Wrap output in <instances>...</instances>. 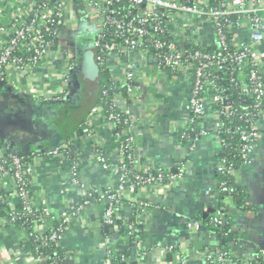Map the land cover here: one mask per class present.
<instances>
[{
    "label": "built area",
    "instance_id": "obj_1",
    "mask_svg": "<svg viewBox=\"0 0 264 264\" xmlns=\"http://www.w3.org/2000/svg\"><path fill=\"white\" fill-rule=\"evenodd\" d=\"M26 2L28 10L25 15L16 14L10 25L0 27L1 31L8 33L7 40L0 47L1 79H8L11 72H24L51 64L56 73V86L53 91L38 97L46 103L62 102L80 88L78 50L81 38L87 37L94 42L98 66L110 67L111 77L117 84L112 87L111 111L106 109L109 91L104 90V97L87 116L83 125L86 131L81 136L90 140L91 154L107 173V178L115 181L113 186H87L83 182L85 180L78 168V148V160L73 162L71 158L69 145L78 147L75 139L45 153H33L28 158L17 150H10L11 145H0V211L5 210L4 216L14 225H17L19 217L37 216L26 239L34 235L46 241L44 235L50 232L49 239L56 243L58 251L71 218L92 202H105L104 224L112 225L116 223L124 201L135 202L138 210L154 206L144 199L132 200L139 189L173 184L186 174V160L166 169L160 165H148L135 151L132 132L136 117L130 104L127 107L121 104L141 100V63L147 64L149 56L156 57L163 73L173 78L186 74L189 80V93L186 95L188 122L183 136H188V132L209 135L206 121L213 115L217 121L214 131L220 143L228 146L221 139L225 128L235 130L242 139L245 166L251 163L250 154L259 144L264 122V0ZM206 25L213 28V39L209 45H204L201 40L202 29ZM54 55L59 57L57 62ZM51 57H54L53 61ZM226 79L228 84H223L222 80ZM121 87H126L125 95L120 91ZM235 88L239 89V94L250 97L251 102L238 107L232 99ZM235 116L245 123L244 127L228 123ZM103 124L107 136L102 132ZM121 125L123 130L120 132L118 127ZM30 137L22 142L34 143ZM112 140L118 143L114 150L108 146ZM194 146L192 143L191 147ZM37 157L66 160L70 181L82 190L79 199H74L58 214L51 215L48 226L42 228L38 222L43 215H48V210L37 206L32 195L34 160ZM217 168L225 175L235 171L233 164L224 166L218 162ZM20 203L23 210L19 209ZM220 216L218 214L213 220L215 224L222 223ZM132 217L137 219L138 215L134 213ZM136 225L137 220L129 225L131 231H138ZM192 227L199 230L202 222L194 219ZM261 253L264 255V251ZM31 254L34 264H53L47 262L43 253ZM109 254L108 241L104 264H112ZM262 255L259 254L260 257ZM239 256L238 251L226 249L218 254L206 252L203 259L204 264H251L250 259ZM183 260L184 263L187 259Z\"/></svg>",
    "mask_w": 264,
    "mask_h": 264
},
{
    "label": "crops",
    "instance_id": "obj_2",
    "mask_svg": "<svg viewBox=\"0 0 264 264\" xmlns=\"http://www.w3.org/2000/svg\"><path fill=\"white\" fill-rule=\"evenodd\" d=\"M26 6V0H0V27L10 25L16 14L25 15ZM202 33V43L209 45L213 39L212 26L206 25ZM7 36V32L0 30V47ZM82 39L79 48L84 50ZM54 57H51L52 61ZM141 64V100L121 104L123 107L130 104L136 117L132 132L136 154L150 166L170 169L186 160L187 168L186 174L177 182L143 187L132 196V200L144 199L158 208L144 206L138 210L135 202H123L116 219L123 221L134 213L138 215L140 234L133 251L135 257L138 251L145 252L143 258L135 259L132 264H204L205 253H219L225 246V238L203 222L201 229L195 230L192 222L201 214L203 218L220 214L223 223V217H227L230 249L238 251L242 259L258 258L257 255L264 251V122L259 144L250 154L251 163L235 176L236 182L246 190L251 205V208H240L230 197L222 199L217 193L220 141L214 131L217 123L214 116L210 115L206 121L209 135L194 133L193 140L186 145L181 142L180 132L188 122L186 95L190 83L186 74L173 78L163 73L158 60L152 56L147 64L144 61ZM55 74L50 64L11 72L6 80L0 78V139L15 144L28 140V136L35 142L52 139L53 126L47 124V116L62 104L46 103L38 96L53 91ZM72 110L74 108L68 114ZM101 126L104 132L105 125ZM81 128L84 133L83 125ZM45 131H48L46 135ZM104 134L107 136L106 130ZM82 135L75 131L70 139H75L78 146V168L83 182L87 186H113L115 181L107 178V173L99 167L91 154L90 140L82 139ZM192 143L194 147H191ZM34 161L32 195L37 206L48 210V215H43L38 222L42 228L48 226L51 215L79 199L82 190L70 181L66 160L37 157ZM104 217L105 202L95 201L71 218L58 246V251L66 257V264H104L108 241L122 239L121 227L117 225L112 227L111 235H106L108 227ZM26 238V230L8 222L0 211L1 264H34V257L25 249ZM261 257L264 264V255ZM183 259H187L186 262L183 263Z\"/></svg>",
    "mask_w": 264,
    "mask_h": 264
},
{
    "label": "trees",
    "instance_id": "obj_3",
    "mask_svg": "<svg viewBox=\"0 0 264 264\" xmlns=\"http://www.w3.org/2000/svg\"><path fill=\"white\" fill-rule=\"evenodd\" d=\"M83 42H81V45L84 46L85 41L87 40V37H83ZM79 48L78 58L81 61L83 58V49ZM80 54V55H79ZM98 65V64H97ZM228 80H222L223 84H228ZM88 90L84 93L80 94L79 90L75 91V93L70 96L66 97L64 101H62L60 104V107H56V111L52 113L49 117L47 116V124H49L50 127L53 126V129L60 127V124L63 121H66L65 125L63 126L62 132H61V139L55 143L52 144L51 140H43V147H32L28 151H22L21 146L19 143H11L6 139H0V145H11L12 151H18L21 152L22 155L26 156L28 158L33 153H45L47 150L53 149L55 147H58L63 144H67L70 140V136L73 132L77 131L78 133L83 134V129L81 128L82 125L86 122L87 116L92 111V109L101 101V99L104 97L103 91L108 90V102L106 109L111 111L110 109V102L112 100V92L114 91L112 87L117 86L115 85L114 80L111 77V70L110 67L107 66H98V70L94 75L91 77L88 83ZM120 91L125 95L126 94V87H121ZM233 101L237 104L238 107H244L247 102H251L250 97H246L242 94H239V89L235 88V91H233L232 95ZM50 108V107H48ZM74 108L73 115L68 114V111ZM232 122H228L229 124L233 125H239L241 127L245 126V123L239 119L238 116L233 117ZM74 123V124H73ZM228 127V126H227ZM123 126L121 125L118 127V131H122ZM183 130L180 132V139L183 145H186L189 141L193 140L194 132H188V136H183ZM198 134V132H195ZM221 139H223L225 142H227L226 147H224L220 143V156H219V163L223 164L224 166H228L230 164L234 165V173L225 175V173H221V171L216 169L218 175H219V183L217 186V193L220 196V198H226L230 197L234 200L236 205L240 208H251V205L247 198L246 190L243 186L238 184L236 182L235 176L238 171L243 169L245 167L244 159L242 157V139L241 136L235 132V130L231 129H224V131L221 133ZM113 146H117V142L114 140L109 141V148H112ZM72 148L71 151V158L74 161L78 160L77 150L75 145H69ZM46 150V151H44ZM11 152V151H10ZM6 155H9V152L6 153ZM224 182V183H221ZM222 204V202H221ZM19 209L23 210V204L20 203ZM41 210V208H39ZM2 214H5V210H1ZM218 214L211 215L207 218H203V215L197 216V219L201 222L208 224V226L216 231L222 238H225V246H223L222 250H230V247L228 246V237L230 236L231 232L228 227L227 217H226V223L223 222L221 224H215L213 220L217 217ZM221 219V216H220ZM37 220L36 215H29L26 218H18L17 225H21L26 232L32 231V227L34 223ZM136 219L134 217L129 218L128 220H117L116 223L112 225H107L106 235H111L112 227L117 225L118 227H121L120 229V235L121 238L118 240V238H113V240H110V254L109 259L112 264H132L135 259H140L145 256L144 251H138V255L135 257L134 247L137 245L138 241V235L140 234V228L139 225H136V228H138V231H131L129 228V225L131 223H135ZM114 233V232H113ZM50 232H47L44 235L45 240L37 239L34 235H31L28 239L25 240V249L32 252L34 255H38L40 253H43L45 256H47V262L53 263V264H66V257L64 254L60 251H57L56 243L49 239ZM214 253L218 254L216 251ZM258 258L250 259L251 264H263V259L259 255H257Z\"/></svg>",
    "mask_w": 264,
    "mask_h": 264
},
{
    "label": "water",
    "instance_id": "obj_4",
    "mask_svg": "<svg viewBox=\"0 0 264 264\" xmlns=\"http://www.w3.org/2000/svg\"><path fill=\"white\" fill-rule=\"evenodd\" d=\"M81 41V40H80ZM83 58L79 63V67L77 69V76H78V82H79V93L82 94L85 91L88 90V83L91 77L96 73L98 70L97 65V50L94 47V42L92 40H88L84 43V52L82 53ZM74 110H72L69 113L70 115H73ZM66 121H63L60 124V127L51 129L52 130V139L51 143L55 144L61 139V132L63 129V126L65 125ZM21 150L28 151L31 146L32 147H43L42 141H36L34 143H28V142H20ZM19 154H22L21 152ZM224 224L226 223V217H223Z\"/></svg>",
    "mask_w": 264,
    "mask_h": 264
},
{
    "label": "rangeland",
    "instance_id": "obj_5",
    "mask_svg": "<svg viewBox=\"0 0 264 264\" xmlns=\"http://www.w3.org/2000/svg\"><path fill=\"white\" fill-rule=\"evenodd\" d=\"M54 61L57 62V59L54 58ZM74 124V123H73ZM48 131H45L44 134L46 135Z\"/></svg>",
    "mask_w": 264,
    "mask_h": 264
}]
</instances>
